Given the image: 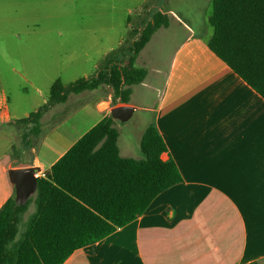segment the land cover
Here are the masks:
<instances>
[{
	"label": "crops",
	"instance_id": "crops-1",
	"mask_svg": "<svg viewBox=\"0 0 264 264\" xmlns=\"http://www.w3.org/2000/svg\"><path fill=\"white\" fill-rule=\"evenodd\" d=\"M151 5L146 21L159 10L167 24L154 30L134 65L146 69V79L141 52L161 31L172 33L174 48L150 104L135 102L134 85L127 102L114 98L109 85L70 94L48 109L50 120L42 118L37 137L26 144L0 90V207L14 194L9 168L38 166L37 174H44L111 107L130 104L134 110L124 122L111 116L119 154L141 158L142 132L153 123L166 146L161 157L173 160L181 181L159 192L133 220L76 248L60 264H264V98L208 47L211 10L190 25L174 10ZM140 8L131 32L144 20ZM124 39L104 49L97 70ZM145 79L141 85L149 86ZM134 111L140 114L132 120ZM52 113L60 115L55 119Z\"/></svg>",
	"mask_w": 264,
	"mask_h": 264
},
{
	"label": "trees",
	"instance_id": "trees-1",
	"mask_svg": "<svg viewBox=\"0 0 264 264\" xmlns=\"http://www.w3.org/2000/svg\"><path fill=\"white\" fill-rule=\"evenodd\" d=\"M208 23L210 50L264 98V0H211ZM166 24L167 15L155 11L136 39L104 56L94 75L68 83L56 78L46 101L13 121L22 129L21 139L31 144L44 114L70 94L109 85L114 98L127 102L132 86L147 72L134 65L135 56L154 30ZM117 135L111 115L102 117L37 176L35 210L18 238L31 198L18 203L12 194L5 200L0 207V264H60L76 248L133 220L159 192L181 181L173 160L161 157L166 146L153 123L142 132L141 158L121 156Z\"/></svg>",
	"mask_w": 264,
	"mask_h": 264
},
{
	"label": "rangeland",
	"instance_id": "rangeland-1",
	"mask_svg": "<svg viewBox=\"0 0 264 264\" xmlns=\"http://www.w3.org/2000/svg\"><path fill=\"white\" fill-rule=\"evenodd\" d=\"M151 3L156 4L154 9L161 5L174 10L190 25L211 10L209 0H0V90L7 95L12 119L26 116L46 101L56 78L68 83L94 75L105 48L121 38H126L122 44L128 46L131 38H137L138 28L153 11ZM139 7L144 20L131 32ZM145 9L149 11L144 13ZM171 34L157 33L141 52L149 70L145 84L150 85L133 86V99L140 105L150 104L157 96L164 65L174 48ZM139 112L134 111L132 120ZM48 114L43 116L47 123ZM51 115L56 119L60 114ZM34 196L35 192L30 194L16 238L35 208Z\"/></svg>",
	"mask_w": 264,
	"mask_h": 264
},
{
	"label": "water",
	"instance_id": "water-1",
	"mask_svg": "<svg viewBox=\"0 0 264 264\" xmlns=\"http://www.w3.org/2000/svg\"><path fill=\"white\" fill-rule=\"evenodd\" d=\"M133 110V105L120 104L111 107L109 112L113 118L125 121L130 117ZM37 171H39L38 166H25L8 169V178L13 183L14 199L16 202H25L30 194L35 192L37 182V176L35 173Z\"/></svg>",
	"mask_w": 264,
	"mask_h": 264
},
{
	"label": "built area",
	"instance_id": "built-area-1",
	"mask_svg": "<svg viewBox=\"0 0 264 264\" xmlns=\"http://www.w3.org/2000/svg\"><path fill=\"white\" fill-rule=\"evenodd\" d=\"M36 176H38L37 172L35 173ZM41 175H44V174H41Z\"/></svg>",
	"mask_w": 264,
	"mask_h": 264
}]
</instances>
